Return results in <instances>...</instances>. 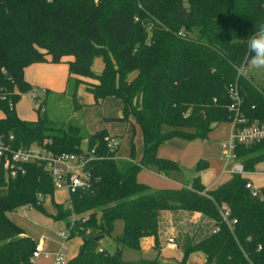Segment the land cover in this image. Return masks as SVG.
<instances>
[{"label":"trees","instance_id":"obj_1","mask_svg":"<svg viewBox=\"0 0 264 264\" xmlns=\"http://www.w3.org/2000/svg\"><path fill=\"white\" fill-rule=\"evenodd\" d=\"M261 24L264 0H187L186 5L182 0H0V130L12 132L17 144L51 140L48 147L58 152L80 150L85 141L97 155L88 163L91 188L73 194L70 206L55 203L62 217H74L73 224L65 223L68 238H81V253L65 264H162L157 258L123 261L118 253L98 247L94 237L111 234L121 220L117 242L138 247L142 237L156 239L159 211L179 209L206 219V229L197 227L183 245L182 264L197 252L204 264H264V184L253 196L245 188L247 178L240 175L210 189L199 176L189 188L160 190L136 178L141 168L153 166L166 174L178 169L175 161L157 156L168 140H204L212 124L228 122L226 87L231 82L238 83L247 121L264 122V84L237 76L236 70L246 56V41ZM181 30L183 36L178 35ZM66 55L73 57L66 63L75 83L81 75L97 78L98 84L88 87L96 103L108 96L122 101L121 116L103 120L135 117L144 147L139 164L133 161L134 127L129 130L130 158L119 159L116 150L106 147L105 129L87 135L75 124L53 127L42 108L48 90L42 109H35V120L17 116L15 105L31 90L24 68L59 63ZM96 57L103 61L100 74L90 70ZM132 71L136 74L128 80ZM262 151L264 141L238 147L236 155L250 172L264 160ZM207 165L199 160L195 169ZM54 192L40 165H26V173L16 178L4 177L0 167V264H29L35 249L34 240L22 236L6 212L25 204L42 211L37 194L53 198ZM91 209L95 213L77 217ZM223 210L236 219L232 230L221 219ZM215 226L217 232L212 231Z\"/></svg>","mask_w":264,"mask_h":264},{"label":"rangeland","instance_id":"obj_2","mask_svg":"<svg viewBox=\"0 0 264 264\" xmlns=\"http://www.w3.org/2000/svg\"><path fill=\"white\" fill-rule=\"evenodd\" d=\"M182 1L185 5L187 4V0ZM181 32L184 34L183 30ZM150 34V27L148 28L147 26L146 43L150 42ZM64 57L73 58L70 55ZM47 59H49L48 56ZM102 67V59L96 57L92 62L90 70L94 74H100ZM248 73L255 84H264V71L248 70ZM135 74V71L128 73L127 79L130 80ZM23 75L31 87L30 91L41 93V88L48 90L42 108H44L46 115L53 122V127H67L70 124H75L79 125L82 133L87 135L93 134L100 129H105L109 137L115 138L118 141L119 145L115 155L122 160L130 158L131 133L129 130L134 127L135 135L132 144L134 145L135 154L133 161L138 164L141 162L144 147L140 126L133 115H130L128 120H103V117H119L122 101L116 97L108 96L100 101L99 104L96 103L94 96L88 91L89 86L98 84L95 76H77L79 81L75 83L74 78L69 77L66 61L54 64L49 61L32 63L24 68ZM30 91L23 93L15 105L17 116L24 120L37 118L35 104L38 100H32ZM2 116L3 114L0 111V117ZM211 126L213 129L204 140L193 139L187 141L173 138L160 145L157 149V156L175 161L178 169L171 170L166 174L159 172L153 166L141 168L136 175L137 181L148 185L154 190L189 188L195 176H199L200 182L207 189L226 181L230 175L223 171L224 159L220 143L229 132L230 125L229 122H220L217 125L212 124ZM185 130L193 132V129ZM81 146L83 149L86 148L85 141L81 143ZM199 160H206L208 165L196 171V164ZM245 177L255 187L263 186L264 160L259 161L255 165L254 170L247 172ZM65 197L66 193L63 191H55L53 198L48 195L43 203H41L42 211L30 204H25L18 206L13 212H6V215L21 228L23 231L22 236L34 240L35 247L40 245L45 250L57 251L59 243L63 242L66 248V258L70 259L78 253L81 238L74 235L64 240L59 235L61 231L67 232L68 225H65V223L69 222L71 225L73 219V216L62 217V214L55 208V203L60 204ZM95 211L96 209H91L77 215V217L89 216L90 213H95ZM97 217L99 218V214ZM205 223L206 219L193 217L192 214L184 209H179L175 212L172 210L159 211L156 219L157 235L156 239H154L156 246L153 249L149 248L145 239L139 240L138 247L120 245L116 238L122 230L123 223L121 220H117L111 234L104 235L98 241V247L104 249L107 254L118 253L123 261L157 258L162 264H182L183 245L187 242L188 237L196 232L195 229L197 227L206 229L203 226ZM208 225L210 224L208 223ZM168 235L175 236L179 249H167L165 240ZM204 263V256L200 252L193 253L185 262V264ZM31 264L52 263L50 260L41 257Z\"/></svg>","mask_w":264,"mask_h":264},{"label":"built area","instance_id":"obj_3","mask_svg":"<svg viewBox=\"0 0 264 264\" xmlns=\"http://www.w3.org/2000/svg\"><path fill=\"white\" fill-rule=\"evenodd\" d=\"M178 35L183 36V33L180 31ZM236 70L237 76H243L251 80L249 73L247 76L242 74L245 71L243 64L236 66ZM44 91L41 90V93L30 91L32 100H38L35 104V109H42L40 102L44 96ZM226 92L229 98L227 111L229 113L230 130L220 143L224 159L223 171L230 176L240 175L245 177L248 171L245 170L244 164L238 159L236 149L238 147H249L264 141V122H248L247 118L242 114V98L237 81L229 83L226 87ZM105 143L110 151L116 150L119 145L118 141L112 137H106ZM50 144L51 140H45L41 143L32 142L28 145L17 144L16 137L12 132L0 130V167L4 177L16 178L26 173V165L28 164L42 166L49 175L54 190L66 193L62 203L65 206H70L73 194L84 192L91 188L93 177L88 169V163L92 157L97 155L94 150L83 149L82 146L77 151L58 152L50 149L48 147ZM245 188L253 196H258L260 193V187H255L248 178ZM47 196H43L40 193L37 194V198L42 202ZM221 219L230 230L233 229L236 219L231 217L228 210L221 212ZM218 230L219 226H215L212 231L217 232ZM59 235L64 240L68 239V230L67 232L61 231ZM165 242L168 249L174 250L178 248L174 235H168ZM58 246L57 251H48L44 247L37 245L29 258V264L41 257L50 260L52 264H65L68 260L65 254V245L61 242Z\"/></svg>","mask_w":264,"mask_h":264},{"label":"clouds","instance_id":"obj_4","mask_svg":"<svg viewBox=\"0 0 264 264\" xmlns=\"http://www.w3.org/2000/svg\"><path fill=\"white\" fill-rule=\"evenodd\" d=\"M247 76L248 70L264 71V24L259 25L255 33L246 41V56L243 60Z\"/></svg>","mask_w":264,"mask_h":264},{"label":"crops","instance_id":"obj_5","mask_svg":"<svg viewBox=\"0 0 264 264\" xmlns=\"http://www.w3.org/2000/svg\"><path fill=\"white\" fill-rule=\"evenodd\" d=\"M71 60H73V58H65V57H63L62 59H61V62L62 61H71ZM54 64V63H53ZM42 90H47V89H43V88H41ZM40 89V90H41ZM119 116H121V110L119 111ZM32 120H35V119H32ZM108 134V133H107ZM215 187V186H214ZM211 188H213V187H211ZM190 213V212H189ZM190 214H192L193 215V217H199V214L198 213H196V212H193V213H190ZM194 215H196V216H194ZM143 239H145L146 241H147V243H148V245H149V248H153V246H154V238L152 237V236H146V237H142L141 238V240H143ZM176 242H177V240H176ZM177 245H178V248L177 249H179V244H178V242H177ZM154 249V248H153ZM168 249V248H167ZM172 250V249H171ZM175 250V249H174ZM156 252H157V249H156Z\"/></svg>","mask_w":264,"mask_h":264},{"label":"water","instance_id":"obj_6","mask_svg":"<svg viewBox=\"0 0 264 264\" xmlns=\"http://www.w3.org/2000/svg\"><path fill=\"white\" fill-rule=\"evenodd\" d=\"M103 237H104L103 235H99V236L94 237V240H95V241H99V240L102 239ZM79 253H81V250L79 251Z\"/></svg>","mask_w":264,"mask_h":264}]
</instances>
